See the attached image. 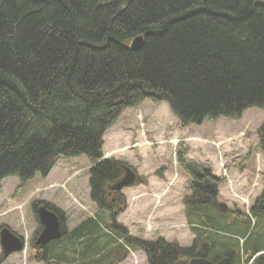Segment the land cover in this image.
Listing matches in <instances>:
<instances>
[{
    "label": "trees",
    "instance_id": "1",
    "mask_svg": "<svg viewBox=\"0 0 264 264\" xmlns=\"http://www.w3.org/2000/svg\"><path fill=\"white\" fill-rule=\"evenodd\" d=\"M146 100L166 103L180 128L264 112V0H0V191L7 178H46L58 160L87 156L91 199L107 212L68 231L60 210L40 204L63 236L35 259L122 264L142 252L147 264H264L262 211L250 217L219 203L223 181L187 160V148L176 159L190 178L192 246L134 237L117 222L127 203L112 188L126 164L104 159V136ZM257 136L264 156V123Z\"/></svg>",
    "mask_w": 264,
    "mask_h": 264
},
{
    "label": "rangeland",
    "instance_id": "2",
    "mask_svg": "<svg viewBox=\"0 0 264 264\" xmlns=\"http://www.w3.org/2000/svg\"><path fill=\"white\" fill-rule=\"evenodd\" d=\"M177 120L166 103L146 100L135 108L125 110L115 126H112L118 130L120 145L129 147L131 143L140 146L125 150L122 145L120 152L114 156L139 178V183L123 189L120 193L126 198V191L136 193V189L132 188L141 186L143 181L148 184L147 177L140 174L163 179V175L168 173L172 176L170 186L174 188V191L163 197L165 199L161 200L159 197L150 208L143 207L147 208L143 211L146 220L143 223L145 235L135 220L128 224L118 221V218L127 212L128 204L124 212L117 217V222L135 237L155 240L163 234V238L169 243L177 242L181 247H190L196 238L185 216L184 198L191 194L187 190L190 178L178 166L177 153L187 148L189 156L199 164L209 165L212 174L214 167L219 168L223 180L219 188L220 194L222 192V197L218 198L219 203L224 201L233 211L251 217L252 205L264 191V156L256 150L257 131L264 123V112L254 108L246 111L240 119L207 120L200 126L191 125L186 129L180 128ZM113 133L114 130L110 132L111 135L106 133L107 146H110V149L111 143L115 142ZM110 155L112 154H105V158L110 159L113 156ZM91 167L87 156L60 159L46 178L36 177L22 182L17 177H10L3 181L0 191V232L9 227L15 234L24 238L26 248L23 252L10 255L2 264H44L35 259L39 252L32 248V242L42 226L34 210L37 203L39 207L43 201L63 211L67 216L68 231L75 229L78 222L85 219L107 215V212L99 210L91 199ZM240 177H244V181H240ZM140 179L143 180L140 182ZM171 192L174 194L168 197ZM167 199L172 201L167 204ZM261 213L264 217V211ZM228 219L229 222L240 221L231 215ZM253 221L256 223V219ZM260 225L264 227L262 223ZM260 225L255 234L259 241L264 239V228L261 229ZM155 228L162 229L163 233L154 234ZM253 246L257 244L253 243ZM1 254L0 245V257ZM122 264H147V258L142 252H133Z\"/></svg>",
    "mask_w": 264,
    "mask_h": 264
},
{
    "label": "crops",
    "instance_id": "3",
    "mask_svg": "<svg viewBox=\"0 0 264 264\" xmlns=\"http://www.w3.org/2000/svg\"><path fill=\"white\" fill-rule=\"evenodd\" d=\"M113 128L114 127L110 128L107 131V133L109 135H111L110 132L112 130H114V133H113L112 136H114L113 137V141L115 140V142H112L111 143L112 144V149H110V146H107V134H106V136H105V145H104V153L105 154H112L113 156L112 155H110V156L114 157L118 152H120V146H122V145H123L122 147L125 148V150H131V149L138 148L137 146H139V144L132 145L130 142H129L130 143L129 144V147H126L125 144L120 145L119 144V141H120L119 137H120V135L118 133V130H115ZM126 145H128V144H126ZM114 158H116V157H114ZM189 159L190 160H194L190 156H189ZM194 161H196V160H194ZM219 170H220L219 168L214 167L213 175L216 178L221 179L222 178V175H221V172ZM140 175H143V176H146L147 177V183L148 184H147V186L141 185V186L132 188V189H136V193L138 195H134V194H136L135 192H128V191H126L125 195H126V198H127L128 209L126 210L127 212L124 215H121L118 218V221L121 222V223H123V224H126V223L128 224L130 221L135 220L136 223H137V225L141 229V232H144V235H145L146 232H145V227H144V224L143 223L146 220H145V217L143 215L145 212H143V211L145 209H147V208H143V207L146 206V207L150 208L151 207L150 205H152L154 202L158 201L156 199H158L159 197H160L161 200L165 199L163 197L166 194H168V192L174 191V188L170 186V181L172 180V176L170 174H168V173H165L163 175V179L162 178H159L158 176H154V177L153 176H148L147 174H140ZM238 176H241V175H238ZM240 181H244V177H240ZM168 185L170 187H168ZM173 194H174V192H171L168 195V197L171 196V195H173ZM220 197H222V192L220 194ZM171 201L172 200L167 199L165 202L167 204H169ZM222 202L224 204H226V205L229 206L228 203H226L224 201H222ZM80 223L81 222H78L77 226ZM77 226H75V227H77ZM158 232L159 233H163L162 229L155 228L154 229V234H156ZM160 237L163 238V234H161Z\"/></svg>",
    "mask_w": 264,
    "mask_h": 264
},
{
    "label": "water",
    "instance_id": "4",
    "mask_svg": "<svg viewBox=\"0 0 264 264\" xmlns=\"http://www.w3.org/2000/svg\"><path fill=\"white\" fill-rule=\"evenodd\" d=\"M143 37H138L133 40L131 48L139 50L143 45ZM136 174L128 167H124L123 178L112 188L114 191L121 192L124 188L131 187L136 184ZM38 220L42 225V232L40 233L35 245L45 247L51 242L60 240L63 236L61 230V222L59 217L47 210L45 207L38 209ZM25 241L16 236L8 228H3L0 232V245L3 256L8 257L14 253L22 252L25 247ZM188 264H214L206 259L195 258L188 262ZM216 264H228V259H224Z\"/></svg>",
    "mask_w": 264,
    "mask_h": 264
},
{
    "label": "flooded vegetation",
    "instance_id": "5",
    "mask_svg": "<svg viewBox=\"0 0 264 264\" xmlns=\"http://www.w3.org/2000/svg\"><path fill=\"white\" fill-rule=\"evenodd\" d=\"M41 206H39L38 207V209L40 208ZM252 209H257L258 211H264V191L261 193V195L254 201V203H253V205H252ZM36 215H37V217H38V213H36ZM40 223V222H39ZM40 226H41V224H40ZM40 229H41V231H40V233L42 232V230H43V228H42V226L40 227ZM40 233L34 238V240H33V242H32V248L33 249H36V251H38V252H43L44 251V247H40V246H35V243H36V241L38 240V237H39V235H40ZM16 236H18V237H20L22 240H24L23 239V237H21V236H19V235H17L16 234ZM8 257H10V256H8ZM8 257H5V256H3L2 254H1V257H0V264H2V262L3 261H6L7 259H8ZM35 258H37V256L35 257ZM38 261V260H37ZM40 262V261H39ZM41 263H43V262H41Z\"/></svg>",
    "mask_w": 264,
    "mask_h": 264
}]
</instances>
